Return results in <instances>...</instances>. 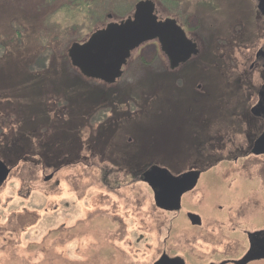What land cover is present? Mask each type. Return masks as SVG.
Here are the masks:
<instances>
[{"label":"rangeland","instance_id":"374dc122","mask_svg":"<svg viewBox=\"0 0 264 264\" xmlns=\"http://www.w3.org/2000/svg\"><path fill=\"white\" fill-rule=\"evenodd\" d=\"M65 1L52 0L41 19L62 21ZM154 1L193 33L199 53L172 70L148 42L109 84L43 54L42 20L30 11L41 0H0V144L10 136L23 148L0 190V264H154L162 253L208 264L241 256L247 233L264 229V156L244 148L263 122L235 80L251 61L241 45L249 34H227L231 46L217 34L244 23L264 31L256 2ZM156 165L202 170L181 211L160 210L142 180Z\"/></svg>","mask_w":264,"mask_h":264},{"label":"water","instance_id":"95a60500","mask_svg":"<svg viewBox=\"0 0 264 264\" xmlns=\"http://www.w3.org/2000/svg\"><path fill=\"white\" fill-rule=\"evenodd\" d=\"M259 2V8L264 11V0H259ZM154 40L159 41L161 50L168 57L172 69L187 62L199 52L197 44L188 38L186 31L176 19L169 17L160 20L156 14L154 0H139L131 16L97 30L84 42L73 43L68 53L72 65L78 68L83 75L107 83H115L123 75L124 67L133 51ZM258 111L256 114L259 113ZM263 148L264 133L255 141L254 152L260 154ZM160 170L169 176V180L171 179L176 184H183V186L186 178L191 176V173H185L180 177H174L166 169ZM150 184L153 186L151 182ZM182 187L174 196H168V200L174 203L171 209L180 208ZM189 218L193 224L201 223L200 216L195 213H189ZM261 234H264V230L251 232L248 235L253 240ZM262 251L260 254L251 255L250 258L246 256L241 263L247 259L264 257V248ZM176 261L183 262L180 258Z\"/></svg>","mask_w":264,"mask_h":264},{"label":"flooded vegetation","instance_id":"af4514ba","mask_svg":"<svg viewBox=\"0 0 264 264\" xmlns=\"http://www.w3.org/2000/svg\"><path fill=\"white\" fill-rule=\"evenodd\" d=\"M255 2H256L255 7L258 10L259 16H261L263 18V22H264V11H262L259 8L260 2H259V0H255ZM156 14L159 16L160 20H165L166 18H169V17L176 19L177 22L179 23V25L186 31L188 38L190 40H192L194 43H196L198 46V49H199V44H198L197 40L194 38L193 35H191L193 33L189 32L187 27L184 26L178 20L177 17H174V16L163 17L162 15L158 14L157 7H156ZM244 24L245 25L241 24V27L244 26V27H242L243 29L241 31L231 32V30H229L228 32L223 33L221 31V32H218L217 34H223L225 36L224 40H227L226 41L227 45H230V46L233 45V43H235V42H232L231 36L227 35V34H249V36L246 35V38H248L247 41L245 43H242L241 45L244 46V50H245L244 55L246 56L247 60L249 59L251 61H247V62H249L248 65L246 63L243 65V69L241 68V74L238 73L237 74L238 77H236L235 80L242 83V88H243L242 98L247 97L246 99H244L242 101H245L247 104H249L250 102H254V104L250 106L252 109L251 112L255 117L259 118V120H261L263 122V126H262L260 132L256 135H254V137L251 140H249V145L244 146V148L247 149L248 154L251 153L254 156L258 157V156H264V148L262 149L263 151L260 154H256L254 152L255 141L264 133V113H263V110H264V42L259 44L258 41L257 42H254L255 40L250 41L249 38H251V36H252L250 34H264V31L245 30L246 23H244ZM235 25H236V23H235ZM236 27H237V25H236ZM254 27H257V23L252 24V29ZM156 42L158 43V45L161 48L159 41L156 40ZM236 44L239 45V43H236ZM234 47L232 46V48H234ZM235 48H237V47H235ZM228 49H231V47H228ZM184 63H186V62H184ZM184 63H182V64H184ZM169 64H170V62H169ZM182 64H180L175 69H172L171 67L170 68L172 70H176ZM245 66H248V68L247 69L244 68ZM236 70H238V69H236ZM251 70L253 71V73L257 72V71L260 72L261 77H260V79H259L260 81L258 83H255V79L252 80L250 77L246 78V76H249V75L252 76ZM242 73H243V77H245V78H240V77H242ZM246 82H248V83H246ZM245 92H248V94L245 95L244 94ZM257 111L259 113L256 114ZM14 143L15 142L13 141V139H11V137L9 136V138L6 140V143L4 145L0 144V190L5 189L4 186H5L6 182L14 174L13 173L14 172V166L16 165L17 156L20 154L21 150H23L21 147L17 146ZM154 167L155 168L153 170H148V172L146 170L143 171L141 178L143 181L147 182L149 184V186L153 189L154 201L157 204V207L160 210L165 211V212H175V211L179 212V211H181L183 196L187 193L194 191L197 188L199 181H200V178H201L202 173H203L202 170L193 167V168L188 169V170H186L182 173H179L177 175H172L174 177H180V176L184 175L185 173H191V176H188L186 178L184 186H183V184H176L171 179L169 180V176L165 175L162 172V170H160L163 167L161 168V166H159V165L158 166L156 165ZM53 177H54V173H50L49 175L45 176V180L50 181L53 179ZM150 182L153 184V186L150 184ZM181 187L183 189L180 193L181 194V196H180V208L171 209L172 206L174 205V203H172L171 201L168 200V196L169 195L174 196V194L177 193V190L180 189ZM190 213H195V212H190ZM188 219L190 222H192L191 219L189 218V214H188ZM193 225L202 227L203 226L202 217H201V223L193 224ZM248 234H249V232L247 233L249 245H248V248L245 250V252L241 256L227 257V258H223L219 262L211 261L208 264H250V263L255 262V261L263 260L264 257H261V258H256V259H249V260L247 259L244 263H241V260L244 259L246 256H248L247 258H250L251 255L260 254L263 252L262 250L264 248V234L256 236L255 238L252 237L253 240H251L249 238ZM177 259L178 258H175V256H171V255L162 253L159 256V258L155 261L154 264H178L180 262L179 261L177 262L176 261ZM180 264H187V263L183 260V262Z\"/></svg>","mask_w":264,"mask_h":264},{"label":"trees","instance_id":"16d2710c","mask_svg":"<svg viewBox=\"0 0 264 264\" xmlns=\"http://www.w3.org/2000/svg\"><path fill=\"white\" fill-rule=\"evenodd\" d=\"M72 1L73 2L70 3L66 0L65 3L59 5V10L66 13L62 21L51 22L47 19H41L45 7L50 6L52 0H41V4H35L30 11H32V14L34 15H40L39 19L42 20V28L40 27L39 30L41 29L40 31H43L42 34H46L47 37V39H45L47 44H44L42 48L43 54H45V56L53 55V57L57 56L58 58H62L64 59V66H70V68L79 72L80 70L73 66L70 61L68 51L71 47V44L76 41H85L87 37L89 38L97 30L104 29L110 23L120 22L131 16L134 12V9L133 12L129 11L131 8H135V5L133 4H136V2L139 0ZM37 21L38 19L35 22ZM37 23L33 24L32 26L35 27ZM46 27L48 28L49 32L44 33V29ZM84 31L88 32L84 34ZM102 82L107 83L105 81Z\"/></svg>","mask_w":264,"mask_h":264}]
</instances>
